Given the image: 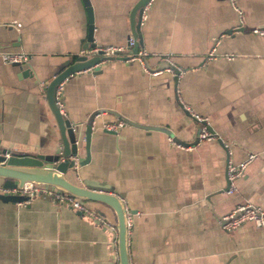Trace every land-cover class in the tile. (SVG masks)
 <instances>
[{
  "label": "crops",
  "instance_id": "1",
  "mask_svg": "<svg viewBox=\"0 0 264 264\" xmlns=\"http://www.w3.org/2000/svg\"><path fill=\"white\" fill-rule=\"evenodd\" d=\"M134 1L89 0L95 45L125 42ZM235 3L239 17L228 0H147L143 64L125 59L126 49L61 79L59 111L78 121L80 156L94 112L88 159L65 176L121 197L129 264H264V227L219 220L242 202L264 209V35L250 31L264 25V0ZM87 24L82 0H0V53L27 54L19 64L0 56V148L46 153L58 143L45 80L75 58ZM190 112L213 137L195 141ZM117 119L115 130L102 127ZM247 152L255 155L226 191V162ZM84 202L115 224L110 206ZM0 264H118L116 235L42 192L0 199Z\"/></svg>",
  "mask_w": 264,
  "mask_h": 264
},
{
  "label": "water",
  "instance_id": "2",
  "mask_svg": "<svg viewBox=\"0 0 264 264\" xmlns=\"http://www.w3.org/2000/svg\"><path fill=\"white\" fill-rule=\"evenodd\" d=\"M82 1L85 5L88 20L82 47L93 46L95 43L92 41V26L90 23L91 6L89 0ZM146 1L147 0H135L128 11L129 30L133 38L129 51L132 53L136 52L138 46L141 44L138 24L143 5ZM106 58H108V56L101 54L100 51L90 55L79 53L70 63L63 66L55 74L45 80L44 97L57 127L58 143L54 146L52 151L46 153L12 152L9 151L8 148H0V199L9 201H21L25 199L27 197L26 194L11 192L8 191L7 188L20 187L24 181H33L46 183L56 189L64 190L79 197L82 200H97L110 206L115 214L117 263L129 264L126 246V208L121 197L110 190L77 183L65 176L66 170H71L74 165L82 164L88 159V146L92 125L91 119L94 112L84 122L82 128V140L85 154L84 156H80L76 153L78 121H71L65 117L61 111H59V106L54 98V88L61 79L71 72L85 67H91V69L95 71L99 69V62ZM13 63L19 64L20 62L15 61ZM158 65L161 67H169L174 72H178V69L166 59L160 60ZM21 66L23 69H27L25 64L22 63ZM196 140L197 135L195 141ZM227 185L228 179L226 180L224 189L227 188Z\"/></svg>",
  "mask_w": 264,
  "mask_h": 264
},
{
  "label": "built area",
  "instance_id": "3",
  "mask_svg": "<svg viewBox=\"0 0 264 264\" xmlns=\"http://www.w3.org/2000/svg\"><path fill=\"white\" fill-rule=\"evenodd\" d=\"M230 6L235 10L237 16H240L241 9L240 7L235 3V0H228ZM239 19V18H238ZM237 27V25H236ZM250 31L254 32L256 34L264 35V25H256L250 27ZM133 38L129 34L125 42L120 44H103V45H93V46H87V47H79L78 53H85V54H92L97 51H100L101 54L106 56H112L114 54L121 53L122 51L129 49L132 45ZM213 47L208 51L209 54H212ZM145 55V51L143 49L137 48L136 52H128L125 59H135L140 64H143V56ZM227 56H231V54H226ZM1 59L6 62H24L27 59V54L21 50H3L0 53ZM167 59V58H166ZM61 89V81H59L55 88H54V98L55 102L59 106V98L58 94ZM191 115L199 122V129L197 132V140L201 138H210L214 136V133L208 129L205 117L202 115H199L195 112H190ZM122 123V120H106L102 123V127L108 130H115L120 124ZM254 152H247L244 159L238 161V162H230L229 160L226 162V177L228 179V185L225 189L226 191H230L233 189V183L232 180L235 176H237L242 168L244 167L245 163L250 160L252 157H254ZM8 191L11 192H20L23 194H26L27 197L20 202H24L29 200V198L36 194V193H45L47 194L53 201L55 202H66L70 206L78 209L79 211H82L86 214H88L92 220L98 223H103L106 225H109L112 230H114L116 235V227L115 224L109 223L100 213L94 211L93 209L86 206L84 200L80 199L79 197H76L64 190L56 189L55 187L48 185L46 183L42 182H33V181H24L22 182L20 187H11L7 188ZM127 209H126V227H127V215H128ZM244 219H252L255 224L264 227V209L259 208L257 205H254L249 202H242L236 204L231 210L223 213L220 217V224L225 227L229 228L237 224L238 222L244 220Z\"/></svg>",
  "mask_w": 264,
  "mask_h": 264
}]
</instances>
